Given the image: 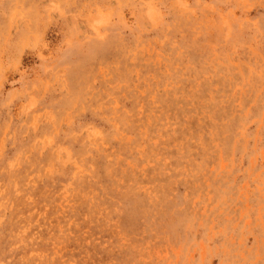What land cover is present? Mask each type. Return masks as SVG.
<instances>
[{
    "label": "rangeland",
    "instance_id": "obj_1",
    "mask_svg": "<svg viewBox=\"0 0 264 264\" xmlns=\"http://www.w3.org/2000/svg\"><path fill=\"white\" fill-rule=\"evenodd\" d=\"M0 264H264V0H0Z\"/></svg>",
    "mask_w": 264,
    "mask_h": 264
}]
</instances>
